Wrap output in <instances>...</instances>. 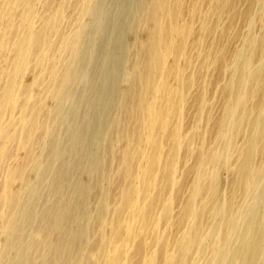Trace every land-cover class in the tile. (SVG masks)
Instances as JSON below:
<instances>
[{
	"label": "bare ground",
	"instance_id": "obj_1",
	"mask_svg": "<svg viewBox=\"0 0 264 264\" xmlns=\"http://www.w3.org/2000/svg\"><path fill=\"white\" fill-rule=\"evenodd\" d=\"M229 1L134 0L120 36L102 43L123 61L95 93L106 107L91 126L65 106L80 99L75 83L94 52L86 18L101 0H0V264H264V0L232 54L217 22L236 9ZM216 64L236 77L223 83L225 142L209 145L174 215L184 181L168 149H193L183 124ZM92 142L91 166L71 155Z\"/></svg>",
	"mask_w": 264,
	"mask_h": 264
},
{
	"label": "rangeland",
	"instance_id": "obj_2",
	"mask_svg": "<svg viewBox=\"0 0 264 264\" xmlns=\"http://www.w3.org/2000/svg\"><path fill=\"white\" fill-rule=\"evenodd\" d=\"M133 1L134 0H101L103 5L102 8L96 9L92 17L86 18L87 21L86 23L87 24L89 23V26L92 27V28L90 27L92 29L90 30L92 31L94 36H92L91 45L93 46V48L91 49L92 50L94 49L95 54H93L94 52H92L89 59L83 61V63L81 64L82 66V65H87L88 63L87 65L88 69L86 70L87 72L86 71L81 72V74L83 75L78 76L77 79L78 82L76 83L78 84V86H80L79 90L77 84L75 83L76 93L78 92L77 96L80 99L78 98L74 99L70 101L71 102L70 104L67 103L68 105L65 106V109L68 112L70 111L71 108L70 114L72 115V118H77L80 114H86V116L90 117L88 123L89 125L92 126L96 122L94 121L95 120L94 117H96L101 111L105 109L106 104L105 103L101 104V102L98 101V98L95 97V93L99 92V89L102 90V88L105 86V82H104L105 78L109 76V74L111 75L113 66L123 61V55H122L123 53L118 48L112 50L110 47L102 46V43L107 36H109L107 37L108 38L107 42L108 40L110 41L111 38L116 39L117 38L116 36L118 37L120 36L119 27L122 23L126 21L128 8L130 4L132 5ZM229 2L230 4H234L236 9L231 14L222 16V18H220L217 22L219 25L220 32L222 33V30L224 32L222 41L224 45L228 48V53L232 54L240 48L241 40L243 39V37H245L248 34L250 30V28L248 29L245 22L248 15L247 12L250 11L252 7H253V11L254 12L256 11V0H230ZM183 15L186 16V11L183 12ZM184 19L187 18L184 17ZM253 27L254 28L252 29V31H255V33L258 34L260 32L259 24L256 23ZM196 29L198 30V24L195 25V30ZM219 35L220 33H218V36ZM208 42H210V40H208ZM113 51L114 53H112ZM89 67H91V69ZM108 68L111 71H108ZM85 75L87 76L86 79H85ZM99 75L101 79L99 78ZM235 78H236L235 75H232L231 71L223 72L219 70L217 64L212 65L211 69L208 72V77H207V81L209 82V84L205 86H198L199 83H201V85L203 84L204 77L202 76L200 77V82L193 90V92L195 94L197 93V95L195 97H192L191 95L190 111L187 114L183 125H184V134H185L184 136L187 138V140L190 142L193 139H195L194 147L191 151H186V150L182 151V154L178 153L175 149H168L171 154L175 155L171 160L172 164L175 167H177V170L180 176H182V179L184 181V189H181L183 198L181 199L182 201H177L175 203L174 215L175 214L179 215V213L182 212L181 210L182 208H184V200L188 199L192 191L191 183H193L195 177L194 168L196 164H198V162L201 161L203 159V156L208 152L207 148L209 147V145L216 144L219 147L222 146L223 143L225 142V140H221V139L217 140L218 139L217 136L219 133V121L220 119H222V117L225 114L226 93L223 90V86L225 85V84L223 85V83L226 82L227 84L232 79L235 80ZM89 82L93 86L90 84L91 87H89L90 86L88 85ZM84 84L85 85L87 84V87L89 88L87 87L84 88L85 87ZM174 84L177 85V82H175ZM83 93L86 96H84ZM87 98L89 100H87ZM84 123H86V121L82 122L81 125H84ZM70 125L72 128L70 127ZM64 130H65V138L64 140L61 141V143L62 145L64 144L67 146L69 144L68 140L70 139V136L73 131V124L72 123L67 124ZM83 135L85 136L86 133H84ZM238 138L236 137L234 140L236 141L238 140ZM242 142L243 140H240V143ZM124 143L125 142L123 141L117 143V149L124 150L126 146V144ZM87 146H90V148ZM95 146H96L95 142H92V145L89 144L84 145V147L81 145L79 147H76V149L74 148L71 152L72 153L71 155L75 157L77 154L81 156H83L82 153L85 154V156H83L84 157L83 161L84 163L85 162L87 163L89 161L90 164L89 163L87 164L91 166L93 163V160L91 158L93 157L89 155L88 152H90L91 154V151L94 149ZM78 148H80L82 152H80ZM189 153H190L189 156L190 161L186 163L185 156ZM84 163H83L84 167L86 168L90 167L87 166V164L85 166ZM220 164H221V160L216 159L208 166V169H210L211 172L215 165H220ZM72 178H73L72 176H69L70 180L68 181L70 182ZM217 178L220 181H226L229 178V174L225 169H222L221 171L218 172ZM87 179H88L87 177L86 179L84 177V181H88ZM212 181L213 178H211V183ZM73 183H74L73 181L70 182V184ZM18 186L19 185L17 183H12L10 185V190L12 192H16L18 190ZM261 188H260L261 192H259L260 194H262V192L264 193L263 189ZM84 197L82 196L81 200H83ZM240 204L241 206H245L247 204V201L244 200L240 201ZM177 221L175 222L172 228L173 232L176 231L178 227H180V224H178L179 221L178 222ZM47 230L51 232L44 233V235L46 236V243L49 245H56L59 241L58 234L55 231H53L52 228H48ZM37 239L41 240L42 238H37ZM12 251H14V249H12Z\"/></svg>",
	"mask_w": 264,
	"mask_h": 264
}]
</instances>
